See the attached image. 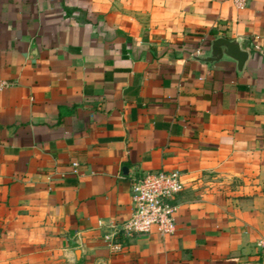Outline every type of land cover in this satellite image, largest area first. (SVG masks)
I'll use <instances>...</instances> for the list:
<instances>
[{
	"label": "crops",
	"instance_id": "crops-1",
	"mask_svg": "<svg viewBox=\"0 0 264 264\" xmlns=\"http://www.w3.org/2000/svg\"><path fill=\"white\" fill-rule=\"evenodd\" d=\"M1 82L0 264H264V0H0ZM173 170L174 234L112 250Z\"/></svg>",
	"mask_w": 264,
	"mask_h": 264
},
{
	"label": "built area",
	"instance_id": "built-area-1",
	"mask_svg": "<svg viewBox=\"0 0 264 264\" xmlns=\"http://www.w3.org/2000/svg\"><path fill=\"white\" fill-rule=\"evenodd\" d=\"M238 10H243L253 0H230ZM10 84L0 83V92ZM76 169L77 163H72ZM179 171L147 172L136 179L131 187L133 211L130 217L118 226H113L112 232L104 236V241L114 251H120L117 238H132L134 235L149 234L153 231L160 236H170L176 230L175 211L172 199L183 190V182ZM264 253V243L259 244Z\"/></svg>",
	"mask_w": 264,
	"mask_h": 264
},
{
	"label": "water",
	"instance_id": "water-1",
	"mask_svg": "<svg viewBox=\"0 0 264 264\" xmlns=\"http://www.w3.org/2000/svg\"><path fill=\"white\" fill-rule=\"evenodd\" d=\"M192 58L209 64L224 58L230 59L236 63L237 70L241 72L248 59V52L241 48L237 40L217 38L210 42L209 52L206 56H193Z\"/></svg>",
	"mask_w": 264,
	"mask_h": 264
}]
</instances>
